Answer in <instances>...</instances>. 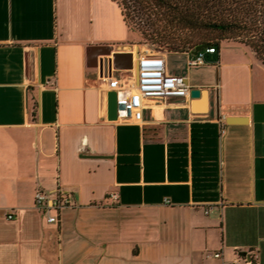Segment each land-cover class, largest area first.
<instances>
[{
	"label": "crops",
	"instance_id": "0c3cea01",
	"mask_svg": "<svg viewBox=\"0 0 264 264\" xmlns=\"http://www.w3.org/2000/svg\"><path fill=\"white\" fill-rule=\"evenodd\" d=\"M137 40L114 0H0V264H264V63L231 40L176 68ZM146 50L205 94L125 121L108 78ZM58 186L76 205L52 223L35 193Z\"/></svg>",
	"mask_w": 264,
	"mask_h": 264
},
{
	"label": "trees",
	"instance_id": "16d2710c",
	"mask_svg": "<svg viewBox=\"0 0 264 264\" xmlns=\"http://www.w3.org/2000/svg\"><path fill=\"white\" fill-rule=\"evenodd\" d=\"M114 1L121 7L128 27L141 32L146 43L165 44L173 51L189 53L204 43L215 45L218 52L223 42L236 40L248 45L264 63V0ZM161 22L165 23L163 27ZM170 25L211 31L217 36L194 40L190 35L175 34Z\"/></svg>",
	"mask_w": 264,
	"mask_h": 264
},
{
	"label": "built area",
	"instance_id": "2783aa9c",
	"mask_svg": "<svg viewBox=\"0 0 264 264\" xmlns=\"http://www.w3.org/2000/svg\"><path fill=\"white\" fill-rule=\"evenodd\" d=\"M217 53L215 45L199 50L197 54L189 52L188 66L208 63V55ZM194 56V57H192ZM109 87L117 93L118 112L121 118L129 122H141L145 110L153 101L174 97H190L192 86L185 76L167 71L165 57L156 51L146 50L139 56L137 77L129 84H122L115 77L108 78ZM117 197V196H116ZM76 205L72 192L62 186L53 191L38 189L35 193V207L49 222H57L61 212ZM8 217L14 214L9 212ZM216 257L221 252L215 253ZM229 264H255L251 259L241 262L235 260Z\"/></svg>",
	"mask_w": 264,
	"mask_h": 264
},
{
	"label": "rangeland",
	"instance_id": "374dc122",
	"mask_svg": "<svg viewBox=\"0 0 264 264\" xmlns=\"http://www.w3.org/2000/svg\"><path fill=\"white\" fill-rule=\"evenodd\" d=\"M165 25V23L161 22L160 26L163 27ZM168 27H171L168 26ZM171 29L175 32V34H179L182 37H188L189 35L194 39H211L217 36V33H213L211 31H206V30H192L190 28H185L182 26H173L171 27ZM137 35H138V40L137 42L142 43V44H146L150 47H152L153 49L157 50V51H161V52H170L173 51L174 49L170 46H167L165 44H151V43H146L147 39H144L141 32L139 31H134ZM231 40L225 41L223 43L224 46H230L232 45V41ZM230 42V43H229ZM194 57V56H192ZM169 60L176 66V68H180L183 65H185L187 63L188 60V56L185 53H171ZM190 75L193 78V82H197V81H203L205 78V72L203 71V69L201 67H194L191 69L190 71Z\"/></svg>",
	"mask_w": 264,
	"mask_h": 264
},
{
	"label": "water",
	"instance_id": "95a60500",
	"mask_svg": "<svg viewBox=\"0 0 264 264\" xmlns=\"http://www.w3.org/2000/svg\"><path fill=\"white\" fill-rule=\"evenodd\" d=\"M208 44H199L197 45L191 52L192 54H197L199 50H202L206 47H208ZM203 94H205V91L201 88H191L190 95L193 98L201 97ZM110 112L114 114L115 117H117L118 112V105H117V93L116 91H112L110 93ZM231 118H237V117H231ZM243 255H247V252H243Z\"/></svg>",
	"mask_w": 264,
	"mask_h": 264
}]
</instances>
